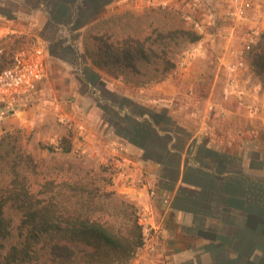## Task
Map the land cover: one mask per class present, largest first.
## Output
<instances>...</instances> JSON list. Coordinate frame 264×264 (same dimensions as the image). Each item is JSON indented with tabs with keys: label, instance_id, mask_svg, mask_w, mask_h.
I'll return each mask as SVG.
<instances>
[{
	"label": "crops",
	"instance_id": "1",
	"mask_svg": "<svg viewBox=\"0 0 264 264\" xmlns=\"http://www.w3.org/2000/svg\"><path fill=\"white\" fill-rule=\"evenodd\" d=\"M126 1L131 6L130 0H120ZM144 1L137 0L136 5ZM7 2L16 7L10 16L0 10L1 38L24 27L39 31L49 26L80 36L114 11L116 0ZM263 4L257 3L254 14ZM90 10L95 16L82 22ZM255 20L249 25L264 28V18L258 15ZM215 45L211 37L202 38L176 77L170 74L145 89L150 100L165 105L137 101L140 97L133 95L143 93V87L126 86L89 58L92 71L108 84L117 83L120 90H114L131 100L126 105L133 107L139 127V139L123 148L129 165L123 178L132 176L134 183L128 198L141 208L143 222L151 228L143 248L147 251L150 245L149 258L143 252L138 264H264V117L259 114H264V105L238 104L236 95L250 91L237 87L235 80L227 81L222 94L219 80L228 77L229 58L222 46L212 50ZM69 99L62 102L57 97L39 105H72L73 98ZM212 100L218 104L210 105ZM31 122L22 120L19 126L29 127Z\"/></svg>",
	"mask_w": 264,
	"mask_h": 264
},
{
	"label": "trees",
	"instance_id": "2",
	"mask_svg": "<svg viewBox=\"0 0 264 264\" xmlns=\"http://www.w3.org/2000/svg\"><path fill=\"white\" fill-rule=\"evenodd\" d=\"M201 38L180 11L150 6L90 25L89 56L112 77L144 85L164 80L183 42ZM247 53L264 87V31ZM41 146L73 150L68 136ZM145 229L135 201L73 166L46 172L25 150L20 130L0 137V264H131L145 244Z\"/></svg>",
	"mask_w": 264,
	"mask_h": 264
},
{
	"label": "rangeland",
	"instance_id": "3",
	"mask_svg": "<svg viewBox=\"0 0 264 264\" xmlns=\"http://www.w3.org/2000/svg\"><path fill=\"white\" fill-rule=\"evenodd\" d=\"M136 1L130 0L131 7L127 1L123 4L120 0H116L112 4L113 8L111 6L115 12H110L107 17L126 11L142 14L148 7L158 5L170 6L180 11L187 27L197 30L202 38L213 39L216 45L212 50L221 46L226 49L225 58H229L226 67L228 77L224 81L219 80L220 85L224 86L222 94L229 86L227 81L235 80L237 87L241 86L250 91L249 95L245 92H242L241 96L236 95L237 98L234 100H237L238 104L264 105V87L253 72L247 53L248 46L264 31V28L249 25L256 21L255 17L258 15L259 18H264V4L258 15L254 14L257 3L264 0H155L154 2L145 0L140 5H136ZM6 2L7 0H0V10L10 16L16 5ZM94 11L90 10L88 14H84L81 18L82 22L88 19L90 21L95 16ZM23 25L25 26V23L20 27H24ZM78 36L79 34H74L73 31L49 26L39 31L24 27L3 38L0 37L2 69L11 64L14 57L22 51L42 46L48 52L47 74L42 80L21 97L17 96L11 101L2 100L0 97V137L7 131L20 130L25 150L41 162L42 169L46 172L60 168L65 171L69 166H73L76 172L89 173L96 178L98 184L106 185L109 189H115L120 194L131 197L133 187L130 186L134 183L131 181L132 176L123 178L124 174H128L125 169L129 168L123 148L128 144L127 142L134 143L139 139L137 138L139 127L133 117L135 111L133 107L126 105L131 100L123 97L118 90H114V87L119 89L117 83L108 84L89 67V32L80 33L79 41ZM200 40L183 42L181 50L175 57L176 67L170 72L173 77H176L183 66L188 64L195 51L194 47ZM78 42L83 44L78 46ZM170 74L166 78L170 77ZM118 79L125 83L121 77ZM158 82L126 85L143 87L144 92L139 95H133L132 91L123 90V92L135 96L134 98L142 97L137 101H145L147 105H165L162 100H150L149 93L145 91ZM57 97L63 99L62 102L72 97V105H39L51 104ZM224 99L228 101L229 97L225 95ZM209 104L218 103L212 100ZM160 111L165 113L164 110ZM262 113L259 114L264 117ZM22 120L32 121L31 126H19ZM64 136L70 137L72 141L71 152L49 151L41 146L56 145ZM128 152L135 154L138 150L128 149ZM11 213L18 221V214ZM150 230L151 228L146 226L145 244L131 264L140 263L137 258L143 252H150V245L147 251H143L149 242L147 239ZM149 255L150 253L147 254V258Z\"/></svg>",
	"mask_w": 264,
	"mask_h": 264
},
{
	"label": "built area",
	"instance_id": "4",
	"mask_svg": "<svg viewBox=\"0 0 264 264\" xmlns=\"http://www.w3.org/2000/svg\"><path fill=\"white\" fill-rule=\"evenodd\" d=\"M47 58L42 46L18 53L10 66L0 70V97L11 101L42 80L47 73Z\"/></svg>",
	"mask_w": 264,
	"mask_h": 264
}]
</instances>
